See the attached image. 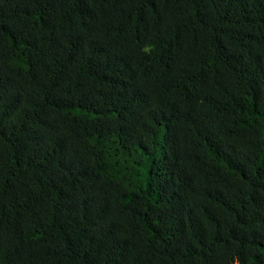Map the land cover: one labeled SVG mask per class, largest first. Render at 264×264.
<instances>
[{"label":"trees","instance_id":"16d2710c","mask_svg":"<svg viewBox=\"0 0 264 264\" xmlns=\"http://www.w3.org/2000/svg\"><path fill=\"white\" fill-rule=\"evenodd\" d=\"M0 264H264V0H0Z\"/></svg>","mask_w":264,"mask_h":264}]
</instances>
